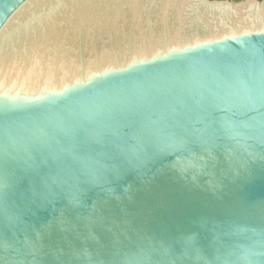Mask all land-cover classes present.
Returning a JSON list of instances; mask_svg holds the SVG:
<instances>
[{
    "label": "water",
    "instance_id": "obj_1",
    "mask_svg": "<svg viewBox=\"0 0 264 264\" xmlns=\"http://www.w3.org/2000/svg\"><path fill=\"white\" fill-rule=\"evenodd\" d=\"M0 264H264V0H0Z\"/></svg>",
    "mask_w": 264,
    "mask_h": 264
},
{
    "label": "bare ground",
    "instance_id": "obj_2",
    "mask_svg": "<svg viewBox=\"0 0 264 264\" xmlns=\"http://www.w3.org/2000/svg\"><path fill=\"white\" fill-rule=\"evenodd\" d=\"M193 1H197V0H193Z\"/></svg>",
    "mask_w": 264,
    "mask_h": 264
}]
</instances>
